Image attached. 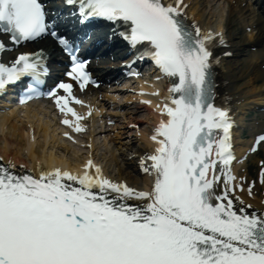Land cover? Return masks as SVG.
<instances>
[{"label":"snow or ice","instance_id":"1","mask_svg":"<svg viewBox=\"0 0 264 264\" xmlns=\"http://www.w3.org/2000/svg\"><path fill=\"white\" fill-rule=\"evenodd\" d=\"M66 3L78 5L81 22L100 18L114 25L136 52L132 63L150 60L160 73L156 79L169 81L155 104L160 119L150 140L156 146L140 160L150 186L113 180L91 158L73 173L38 162L27 169L0 156V264H264V211L237 194L252 196L254 185L245 189L233 174V121L230 110L215 103L211 48L217 37L223 44L222 35L186 24L184 0ZM0 33L13 45L51 35L71 58L66 75L80 91L96 84L78 49L48 23L41 0H0ZM46 74L42 53H22L0 63V93L29 77L21 104L47 97L65 117L62 124L85 131L86 117L71 106L83 104L73 85L61 82L43 92ZM261 143L264 134L250 151Z\"/></svg>","mask_w":264,"mask_h":264},{"label":"bare ground","instance_id":"2","mask_svg":"<svg viewBox=\"0 0 264 264\" xmlns=\"http://www.w3.org/2000/svg\"><path fill=\"white\" fill-rule=\"evenodd\" d=\"M185 1L188 3L187 14L192 15L191 20L197 21L203 28H209L212 25L220 29L223 25L228 47L221 48L219 53L227 50L233 53L230 57H221L220 65L215 70V82L218 84L216 87L217 100L227 101L233 105L238 116L249 104L264 106V16L256 12L249 0H223V4L227 3V18L223 22V20L215 18L222 7H218L216 4L218 0ZM230 21L238 26L239 30L236 33L229 31L228 23ZM38 48L47 52L50 58L59 59L61 57L59 47L50 37L30 44L31 50ZM111 65H115V63L106 59L102 62L98 60L89 62V67L96 74L103 67ZM243 86H246V90H243ZM247 86H252V88L247 89ZM44 111L51 114L48 106H33L27 107L23 111L0 114V151L5 160L11 159L18 166L23 163L26 168H34L37 164L36 160L41 167L45 168L54 166L62 168L70 163L77 164L82 160L83 157L79 159L77 155L73 159L65 157V152L71 147L65 139H61L57 135L55 122L52 127L49 120L43 119ZM100 111L101 109H99ZM150 114L151 112L147 110L144 118ZM261 115L264 117V112ZM120 118L126 120L125 125L119 127V131H116L112 136L107 133L103 137L104 151L100 155H98L97 147L93 142L95 133L89 142L95 156L105 165L106 171L110 175L117 179L123 178L131 183H136L145 179L143 176H138L135 171V155L142 152L147 144L145 138L137 134L139 131L137 128L140 127L143 119H132L129 114ZM51 120L54 121L53 114ZM241 120L243 117L240 115L239 121ZM130 123L136 124L135 129L128 126ZM257 126L264 128V120ZM105 128L104 124L100 126L101 131ZM116 128L112 126L113 130ZM256 129L252 131V134ZM108 135L109 138H107ZM235 143L244 145L245 141L236 139ZM239 145L238 148H240ZM262 145L264 146V143ZM56 149L61 150V153ZM77 152L80 150L77 149ZM238 167L239 164L234 166L238 177L246 178L247 172L237 170ZM258 190L257 184L253 188L252 196H247V191L239 196L245 201L251 200L256 206H262L256 197Z\"/></svg>","mask_w":264,"mask_h":264},{"label":"rangeland","instance_id":"3","mask_svg":"<svg viewBox=\"0 0 264 264\" xmlns=\"http://www.w3.org/2000/svg\"><path fill=\"white\" fill-rule=\"evenodd\" d=\"M218 7H220V6H222L221 7V9H220V11L217 13V15H216V19L217 20H225L226 18H227V16H226V12H227V5L226 4H223L222 2H218ZM228 26H229V31L231 32V33H236L239 29H238V26L236 25V23H234L233 21H230L229 23H228ZM257 86V85H256ZM244 87V89L243 90H246V87L245 86H243ZM249 88H252V86H247V89H249ZM125 95V92H119L118 93V95H117V99H116V104L118 103V104H121V103H123V99H124V96ZM125 111V110H124ZM246 111H248V110H245L244 112H246ZM118 111L116 110V113H117ZM142 113V115H145V112H141ZM251 117H253V114H249V115H247V118H250V119H247V121H246V123L247 124H249L250 122H253L254 120V118H251ZM46 119L47 120H49L50 119V117L48 116V117H46ZM123 121V119H121L120 118V120H119V122L118 123H120V122H122ZM119 125V124H118ZM111 132V134H113V132L112 131H110ZM107 134V132L105 133V135ZM103 137H104V135L103 134H101V135H97L96 136V145L97 146H99V147H101V148H103V145H102V142H101V140L103 139ZM77 149H79L78 147H72V148H70L68 151H66L65 152V156L67 157V158H69V159H73L76 155H79V153H81L82 151H80V152H77ZM80 150V149H79ZM72 152H74V153H72ZM77 152V153H76ZM99 152H103V149H98V153Z\"/></svg>","mask_w":264,"mask_h":264}]
</instances>
